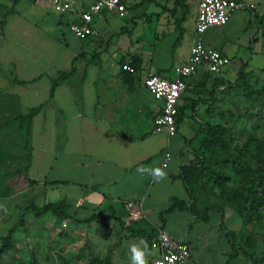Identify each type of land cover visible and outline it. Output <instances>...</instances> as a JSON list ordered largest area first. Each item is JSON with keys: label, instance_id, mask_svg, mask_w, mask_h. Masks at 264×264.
<instances>
[{"label": "crops", "instance_id": "crops-1", "mask_svg": "<svg viewBox=\"0 0 264 264\" xmlns=\"http://www.w3.org/2000/svg\"><path fill=\"white\" fill-rule=\"evenodd\" d=\"M78 1L82 8L93 2ZM51 3L0 0V126L35 111L29 125L22 123L27 126L24 151L29 157L24 167L27 164L26 173L44 203L65 201L72 218L68 222L108 224L117 233L115 224L118 230L125 229L116 247L122 249L118 253L122 259L132 243L150 238L146 259L152 264L158 256L152 239L162 228L189 245L190 257L184 264L264 263V247L255 250L242 241L238 211L217 203L193 183L194 214L187 209L192 201L180 177L182 167L196 161L192 149L197 150L200 130L219 123L220 112L229 103L227 86L244 63L238 50L220 42L216 27L202 35L206 47L224 52L231 63L218 74L200 70L187 79L177 131L169 136L154 131L162 104L143 82L154 74L174 79V68L186 63L189 51L177 63L155 59L152 50L113 47L109 53L112 38L99 22L108 14L117 15L103 12L95 17L99 37L80 40L69 29L73 16L56 13ZM186 5L184 29L190 18L194 26L197 16V1L186 0ZM251 12L254 22H264V11ZM141 165L160 167L167 175L160 180L141 175L137 171ZM174 199L186 208L169 211ZM130 201L132 209L126 207ZM227 231L233 233L231 239Z\"/></svg>", "mask_w": 264, "mask_h": 264}, {"label": "rangeland", "instance_id": "rangeland-1", "mask_svg": "<svg viewBox=\"0 0 264 264\" xmlns=\"http://www.w3.org/2000/svg\"><path fill=\"white\" fill-rule=\"evenodd\" d=\"M173 2L131 0L124 17L108 14L99 25L112 38L109 53L113 47L152 50L155 59L181 62L189 51L194 26L188 19L180 41L174 45L183 11L171 13ZM195 10L193 7V14ZM214 27L220 42L232 44L238 59L248 62L243 73L239 75L238 69L227 86L229 103L221 110L219 123L208 124L198 137L196 148L206 164L196 186L210 193L217 203L239 210L244 226L242 241L256 250L264 247V22H254L249 9H239L225 25ZM24 140V126L16 122L0 126V236L18 222L27 205L44 203L36 182L23 170ZM115 228L119 233L108 224H76L58 221L51 214L35 217L28 211L24 226L13 235L12 245L0 243V264H90L110 253V264H120L117 259L131 264L130 250H124L122 259L118 255L122 249H116L126 230H118V224Z\"/></svg>", "mask_w": 264, "mask_h": 264}, {"label": "built area", "instance_id": "built-area-1", "mask_svg": "<svg viewBox=\"0 0 264 264\" xmlns=\"http://www.w3.org/2000/svg\"><path fill=\"white\" fill-rule=\"evenodd\" d=\"M130 1L93 0L87 8H82L78 0H52L51 7L58 14H71L73 20L69 24L70 31L76 38L86 40L99 37V31L94 25L95 17L103 12L124 17ZM196 1L197 16L186 63L174 68V79L154 74L146 77L143 82L147 92L162 104L153 121L154 131L164 132L169 136L177 131L179 100L187 90V79L200 70L218 74L230 64V58L224 52L203 44L202 35L211 27L225 25L232 13L239 9L264 11V1L258 3L243 0ZM127 68L128 65L122 66L123 70ZM126 207L132 209L134 203L127 202ZM152 243L158 249V256L152 264H184L190 257L189 245L171 237L162 228L156 230Z\"/></svg>", "mask_w": 264, "mask_h": 264}, {"label": "trees", "instance_id": "trees-1", "mask_svg": "<svg viewBox=\"0 0 264 264\" xmlns=\"http://www.w3.org/2000/svg\"><path fill=\"white\" fill-rule=\"evenodd\" d=\"M178 9L183 10V13L177 22L176 29L178 30L179 35H178L177 40L174 43V45H176L180 41V39L184 33V28L181 27V24L184 22V20L186 18V13H187L186 0H174L173 9H172L171 13L176 12V10H178ZM245 66H246V63L241 64V67H240L239 73H238L239 75H241L243 73ZM65 77H66L65 74H62L60 76L61 79L65 78ZM34 113H35V111L31 110L28 116H18L14 119L13 122H16L19 126H24V125H22V123L26 121L27 125H29L31 117ZM178 120H179V115H178ZM24 127L26 130L27 126H24ZM200 131L203 132V129ZM201 132H198V134ZM192 151L196 157V161L194 163H190L188 165L183 166L182 170H181L180 177L183 181L186 192L188 193V196H189L190 200L192 201L191 204L187 207V209L189 211L193 212L194 214H196L195 208H194V202H195L196 196H195V193L192 189V184L198 182L199 179L201 178V176L205 170L206 161L201 155H199L197 150L192 149ZM28 159H29V157L26 156L25 161L27 162ZM23 170L24 171L27 170V164L23 168ZM32 183H35V182L32 181ZM184 208H186V205L182 201L174 199L173 204H172L171 208L169 209V211H171L173 209H184ZM236 210L239 212L238 209H236ZM28 211L32 212L35 217H41L45 214H51L58 221H65L68 219H72L68 213V205L66 204L65 201L46 202L42 205H38L36 203H30L24 209L21 210V214L18 216V222L8 230V232L5 236H0V243L5 245L6 247L7 246L9 247L12 245L13 235L19 228L24 226L25 214ZM199 216H201V215L199 214ZM97 218H98L97 216H93L91 219H97ZM227 234H228L229 238L231 239L233 236V233L231 231H227ZM150 240L151 239L149 238L147 240V242L150 243ZM233 247L235 248V245ZM243 252H244V250H243ZM255 261H257V260H255ZM110 262H111V257L109 255H107L102 260L93 259L90 264H110ZM262 264H264V263H262Z\"/></svg>", "mask_w": 264, "mask_h": 264}, {"label": "clouds", "instance_id": "clouds-1", "mask_svg": "<svg viewBox=\"0 0 264 264\" xmlns=\"http://www.w3.org/2000/svg\"><path fill=\"white\" fill-rule=\"evenodd\" d=\"M137 171L143 175L147 173L152 176L153 179L160 180L164 178L167 173L160 167H151L148 165H141L137 168ZM148 249V242L145 239H140L138 243H132L130 245L131 252V264H148L146 259V253Z\"/></svg>", "mask_w": 264, "mask_h": 264}]
</instances>
